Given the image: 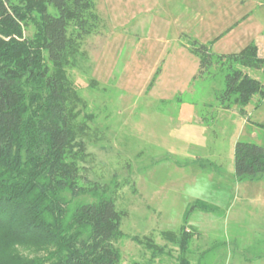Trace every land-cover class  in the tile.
I'll list each match as a JSON object with an SVG mask.
<instances>
[{
  "label": "rangeland",
  "instance_id": "obj_1",
  "mask_svg": "<svg viewBox=\"0 0 264 264\" xmlns=\"http://www.w3.org/2000/svg\"><path fill=\"white\" fill-rule=\"evenodd\" d=\"M95 9L98 26L89 34L74 37L69 26L62 82L78 97L71 125L85 151L76 143L77 183L113 197L119 264H179L178 243L163 233L181 226L192 234L188 264H264V186L248 180L252 189L234 194L227 172H234L235 141L264 146L257 124L264 98L250 100L251 121L244 120L236 93L221 100L227 69L214 65L198 76L188 49L196 39L215 54H233L253 41L264 55V0H95ZM242 68L264 83V69ZM183 121L204 129L206 147L184 139ZM262 174L250 179L264 181ZM199 201L204 206L181 219L186 204ZM133 235L162 252L153 255Z\"/></svg>",
  "mask_w": 264,
  "mask_h": 264
},
{
  "label": "trees",
  "instance_id": "obj_2",
  "mask_svg": "<svg viewBox=\"0 0 264 264\" xmlns=\"http://www.w3.org/2000/svg\"><path fill=\"white\" fill-rule=\"evenodd\" d=\"M28 25L34 26L32 34ZM70 25L76 28L74 37L98 26L95 0H0V264L120 261L115 240L122 231L113 197L77 183L74 148L77 143L76 151H85V145L71 125L72 100L78 97L64 88L61 70L74 40ZM188 45L198 57V76L210 74L214 65L227 69L222 101L236 93L245 114L255 95L264 98V84L242 68L264 65L255 42L233 54H215L196 39ZM233 167L237 180L264 174V146L236 141ZM203 206V201L191 202L187 211ZM163 235L178 243L179 264H188L184 253L192 234L181 226ZM145 238L132 236L153 255L162 252Z\"/></svg>",
  "mask_w": 264,
  "mask_h": 264
},
{
  "label": "crops",
  "instance_id": "obj_3",
  "mask_svg": "<svg viewBox=\"0 0 264 264\" xmlns=\"http://www.w3.org/2000/svg\"><path fill=\"white\" fill-rule=\"evenodd\" d=\"M258 3H260V4H262V1H259ZM107 6H109V4L107 5ZM246 19V18H245ZM258 47V46H257ZM258 55L260 56V57H262V58H264V55H260V53H259V48H258ZM253 69H255V68H253ZM260 69H264V65L261 67V68H257V69H255V70H260ZM245 72H247L249 75H250V72L249 71H247V70H245V69H243ZM250 76H252V75H250ZM256 79H258V80H260L259 78H257V77H255ZM261 81V80H260ZM264 84V83H263ZM249 105V103L244 107V110H245V114H242L243 115V118H244V120H247V121H251V120H249V117H247L248 116V111H247V106ZM241 115V114H240ZM257 124H259V123H257ZM189 126V124L187 125V123H186V121H183V125H182V130H181V132L182 131H184L183 132V134H184V139L187 141V142H190V143H194V144H196L197 146H200V147H206V145H207V138H205V137H201L200 135L201 134H203V132H204V129L202 128V127H197V128H195V129H193V128H189L188 127ZM195 130V131H194ZM238 141V140H237ZM236 142V141H235ZM235 142H234V144H235ZM234 144H233V146H232V150H231V155H230V158H231V156H232V159H233V151H234ZM166 151H168V149L166 150ZM176 153H177V151H176ZM178 154H180L181 155V157L182 156H185L186 158H189V159H191L190 157H196L197 155H190V156H186L187 154H184V153H178ZM177 154V155H178ZM179 155V156H180ZM199 156V155H198ZM220 170L218 169L217 170V172H215V173H218ZM227 172L229 173V176H231V177H228L229 178V180L232 182V184H230L229 186L231 187L230 189H231V191L232 192H234V194L235 193H238L237 191L239 190V189H242V193H244V192H247V190L248 189H252V184H251V182L250 181H257V182H260V184H262L263 186H264V181H262V180H259V179H250V178H245V179H241V180H237L236 179V177L234 176V172L232 173V170H231V168L230 169H228L227 170ZM223 178H224V176H223ZM248 180H250V181H248ZM254 187V186H253ZM245 190V191H244ZM239 195V194H238ZM240 196V195H239ZM169 198V197H168ZM165 200H166V197L165 198H163L162 199V201H161V204L162 205H164L165 204ZM189 204H191V202H188L187 204H186V206H185V208H184V211H183V215H182V218L181 219H183V217H184V215H186L187 213H188V211H187V207H188V205ZM164 208V207H163ZM191 211V210H190ZM186 230L187 231H190L191 229L190 228H188V227H186Z\"/></svg>",
  "mask_w": 264,
  "mask_h": 264
}]
</instances>
